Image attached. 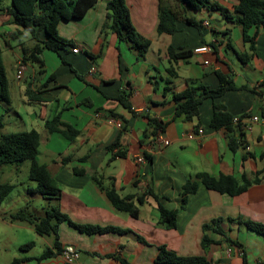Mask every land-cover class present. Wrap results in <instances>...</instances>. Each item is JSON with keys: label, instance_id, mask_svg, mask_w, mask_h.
Returning a JSON list of instances; mask_svg holds the SVG:
<instances>
[{"label": "crops", "instance_id": "obj_1", "mask_svg": "<svg viewBox=\"0 0 264 264\" xmlns=\"http://www.w3.org/2000/svg\"><path fill=\"white\" fill-rule=\"evenodd\" d=\"M107 1L99 0L81 19L60 21L59 33L71 36L72 44L65 45L59 53L50 49L37 52L41 63L29 60L19 77L16 62L22 59V44L32 47L35 41L28 31L13 22L8 12L10 0H0L2 54L4 47H13L11 40L19 41L13 78L3 60L11 102L0 101L2 132L6 123L13 129L10 132L38 130L37 159L47 166L60 189L59 196L53 197L28 191L31 198H24L22 208L42 216L47 208L58 206L75 223L124 230L85 234L67 220L62 221L59 225L62 247L71 245L79 251L76 264H122L108 254H117L131 264H162L155 261L160 245L180 255H205L211 264H264V235L238 222L242 218L264 223V26L248 30V36L254 39L251 50V42L245 41L242 24L234 13L236 0H210L227 7L231 18L216 9L187 6L185 16L196 24L179 20L174 34H159V0H132L134 4L125 0L137 31L151 40L148 50L140 56L128 41L119 40L114 32L104 29ZM170 45L176 51L191 49L192 54L171 59L167 54ZM201 45H208L210 50L195 53L193 49ZM73 47L78 52H73ZM242 52L251 54L246 63L237 55ZM170 70L177 74L172 75ZM218 70L231 74L239 88L227 90L215 99H204L192 118L175 116L174 94L184 91L189 79L217 87ZM122 91L129 93V107L117 100ZM214 103L225 105L234 117L250 126L242 128L239 139L243 143L235 150L229 146L226 129L210 125ZM253 115L259 120L252 121ZM56 116L65 125L50 131L46 122ZM148 116L166 123L161 139L151 133ZM66 128H73L78 134L68 138L61 131ZM114 143L116 146L109 150ZM119 151L124 156L117 155ZM145 152L152 160L137 162L136 157ZM198 172L216 177L231 175L239 180L244 174L250 179L257 175L258 181L238 195L201 185L181 209L182 186ZM93 176L101 179L103 188ZM13 185L12 190L17 186ZM109 187H114L121 196H135L139 217L118 210L107 196L105 188ZM148 188L153 189L166 208L179 209L176 228H167L159 222L158 202L153 196L147 195L142 203L136 200ZM39 197L47 202L41 211L33 210V198ZM3 201L0 224L5 225L6 233H2L0 250H9L13 257L4 264H10L16 257H36L17 252L22 251V243L17 240V233L10 230L32 226L10 221L8 216L20 208L4 206ZM216 218H221L220 226L237 243L208 230L206 234L216 242L202 246L203 225ZM34 232L40 236L37 240L48 246L53 244V240L45 237L49 235ZM82 252L86 253L83 257ZM64 263L59 254L20 264Z\"/></svg>", "mask_w": 264, "mask_h": 264}, {"label": "trees", "instance_id": "obj_2", "mask_svg": "<svg viewBox=\"0 0 264 264\" xmlns=\"http://www.w3.org/2000/svg\"><path fill=\"white\" fill-rule=\"evenodd\" d=\"M99 0H10L8 12L13 17V22L22 29L28 31L31 35L35 45L26 47L22 44V63L26 65L29 60L40 62L36 56L37 52L43 49H50L59 53L64 49L68 43L72 41L63 37L58 30V25L62 20L81 19L86 13L94 7ZM234 6V13L238 16V20L242 24L245 41L251 42V50H254V39L249 37L247 32L252 27L264 26V0H236ZM191 6L195 9L207 7L219 10L226 18H231V11L217 1L210 0H159V20L157 25V32L159 34H174L177 30V22L184 20L188 23L196 24V21L190 17L185 16V9ZM107 14L104 24V29L109 28L114 32L119 40L128 41L131 46L136 49L138 55L143 56L151 44V40L141 35L134 26L130 8L125 0H108ZM167 54L171 59L186 58L192 54L191 49L176 51L170 45ZM242 62L246 63L251 54L237 53ZM41 63V62H40ZM172 75L177 73L170 70ZM218 86L211 88L202 85L195 79H189V86L182 92L175 93L174 99L177 102L175 116H185L192 118L199 112V106L206 98L215 99L221 96L227 90L238 89L231 74L218 70ZM128 92L122 91L117 100L124 106L129 107ZM0 101L4 103L11 102L10 84L6 72V67L3 62L2 48L0 46ZM213 115L210 125L215 129L225 128L228 135V143L232 150H235L239 143L243 141L239 139L242 132L240 121H235V117L227 110L226 106L219 103L213 104ZM151 133L156 136L165 130L166 123H163L155 117L148 116ZM59 125H65L56 116L54 119L46 122V127L52 131ZM4 117L0 115V166L6 164H22L28 160L29 178L36 182V186L29 188L31 193H39L43 196L53 197L59 196L60 189L57 186L52 174L47 166L40 163L37 159L40 146V133L36 129L25 131H15L3 133ZM68 138H73L78 134V131L73 128H66L61 130ZM117 143L109 146L112 150ZM117 155L124 156L123 151H119ZM147 160L151 161L152 157L147 152L144 153ZM76 171H80L76 169ZM93 179L103 188L101 179L93 176ZM258 181L257 175L250 179L245 174L242 179H237L231 175L221 174L216 177L207 172H198L186 179L182 186V203L181 209L186 205L187 198L190 194L195 193L198 188L203 185L208 189H213L221 193H228L230 195H238L247 190V188L254 182ZM14 185L11 183L0 184V203L12 191ZM107 196L112 201L118 210L128 212L132 217H139V207L135 204L133 195L121 196L114 187L105 188ZM147 195H151L158 202L159 222L164 224L167 228H176L177 214L179 209H168L159 201L158 195L153 192V189L148 188L141 195L136 196V200L142 203ZM10 221H22L31 225L34 230L42 235L53 236V244L46 247L36 257H16L10 264H20L25 260L35 259L42 261L44 259L54 257L62 254L63 247L60 240L59 225L62 221L67 220L71 225L76 227L79 231L85 234L104 233L108 231H116L123 233L124 230L114 226H101L94 224H81L72 221L67 214L63 213L58 206H51L45 210V214L38 216L26 208H20L8 216ZM221 218L213 219L210 223L203 225L202 246L206 247L210 243L216 242L215 239L210 238L206 232L213 230L224 236L228 242H236L229 238L223 228L220 226ZM240 224H245L247 228L259 234L264 235V223L238 219ZM237 243V242H236ZM34 246V242L30 241L22 244V250L30 249ZM122 262V264H131L126 258L117 254H108ZM155 261L162 264H211V261L205 255H180L166 245L158 247V253ZM64 264H76L68 263Z\"/></svg>", "mask_w": 264, "mask_h": 264}, {"label": "rangeland", "instance_id": "obj_3", "mask_svg": "<svg viewBox=\"0 0 264 264\" xmlns=\"http://www.w3.org/2000/svg\"><path fill=\"white\" fill-rule=\"evenodd\" d=\"M5 1L7 2V0ZM129 2L130 4L131 3L134 4L132 0H129ZM127 4L129 6V3ZM75 20H78V19H75ZM64 21L67 22L69 20H64ZM106 29H109V28H105V30ZM105 30L103 33L106 32ZM63 37L67 38L68 41L73 40L71 36L66 37L65 35H63ZM11 42H12L13 47L12 48L4 47L2 57L7 67L8 75L10 76V78H13V73H14L13 62L15 60V56L19 52V48H18L19 41L18 39H13L11 40ZM67 45H70V43H68ZM2 113L4 112L2 111ZM5 120H7V116L5 117ZM12 130L13 129L10 128L9 124L6 123L5 128L3 129L4 133H8ZM3 183H13L17 185L16 188L12 190L9 196L3 201V205L7 207L16 206L17 208H22L25 204L24 198H29V197L31 198V194H29L28 192L29 190L27 189L33 188L36 186V182L32 181L29 178V161L26 160L20 165L6 164V165L1 166L0 167V184H3ZM33 199L34 200L31 203L32 205L31 208L33 210L36 209L38 211H41L43 205L47 202V200L45 199L43 200L40 197L33 198ZM0 226H1L0 227V245H1V241L3 239L2 233H6V232L4 231L5 225L0 224ZM34 231L35 230L32 227L26 228V229H20L19 231H15L13 229L10 230V233H17V240H19V242H21L22 244H25L30 241L36 242L35 247H33L31 251H28L29 249L28 250L25 249L22 251L17 249V252H19L21 255L35 254L38 256L48 246L47 243L37 240V237H40V236H37V234H35ZM45 237H47V239H49V241L52 242L53 240L52 235L45 236ZM84 255H86V253L82 252V257ZM12 258H13L12 253L9 250H2V251L0 250V264H4L5 262L12 260Z\"/></svg>", "mask_w": 264, "mask_h": 264}, {"label": "built area", "instance_id": "obj_4", "mask_svg": "<svg viewBox=\"0 0 264 264\" xmlns=\"http://www.w3.org/2000/svg\"><path fill=\"white\" fill-rule=\"evenodd\" d=\"M78 48L77 47H73L72 48V51L73 52H78ZM194 52L195 53H203V52H207L210 50V47L208 45H201V46H198V47H195L194 49ZM16 68H17V75L20 77L23 75L25 69H26V65H24L21 61V59H18L17 62H16ZM252 121H258L259 120V117L257 115H253L251 117ZM235 121H240V118L238 117H235ZM240 124L242 126V128L244 129H247V128H250V126L247 127V125L243 124L241 121H240ZM200 132H202V129H199ZM161 133H158L155 138L157 140L161 139ZM136 160L137 162H142V161H145L147 160V158L145 157L144 154L142 155H138L136 157ZM62 257L64 259L65 262H68V263H75L78 258L80 257V253L79 251L71 246V245H67L64 249H63V252H62Z\"/></svg>", "mask_w": 264, "mask_h": 264}]
</instances>
